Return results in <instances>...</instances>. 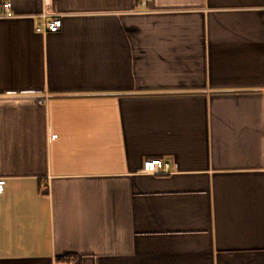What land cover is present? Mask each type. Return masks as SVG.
Returning a JSON list of instances; mask_svg holds the SVG:
<instances>
[{
    "label": "crops",
    "instance_id": "obj_1",
    "mask_svg": "<svg viewBox=\"0 0 264 264\" xmlns=\"http://www.w3.org/2000/svg\"><path fill=\"white\" fill-rule=\"evenodd\" d=\"M0 264H264V0H0Z\"/></svg>",
    "mask_w": 264,
    "mask_h": 264
},
{
    "label": "built area",
    "instance_id": "obj_2",
    "mask_svg": "<svg viewBox=\"0 0 264 264\" xmlns=\"http://www.w3.org/2000/svg\"><path fill=\"white\" fill-rule=\"evenodd\" d=\"M145 1V0H143ZM3 17L12 18L14 17V12L12 10V3L6 2L3 6ZM43 23L36 28V31H45V32H57L61 27L62 20L59 17H50L46 18V15L43 16ZM170 169V164L163 159H147L142 163V172L148 174H165L168 173Z\"/></svg>",
    "mask_w": 264,
    "mask_h": 264
}]
</instances>
